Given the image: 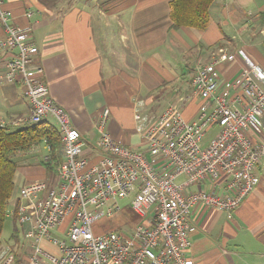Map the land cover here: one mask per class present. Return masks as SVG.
<instances>
[{"label":"built area","instance_id":"obj_1","mask_svg":"<svg viewBox=\"0 0 264 264\" xmlns=\"http://www.w3.org/2000/svg\"><path fill=\"white\" fill-rule=\"evenodd\" d=\"M8 16L0 0L7 34L0 46L15 51L5 78L24 86L28 123L54 119L64 158L55 184L35 180L19 188L9 215L27 224L21 229L27 246L5 243L0 264H19L15 253L24 247L30 249L27 264H195L188 255L196 230L193 208L204 204L231 217L260 183L264 143H256L248 131H263L264 68L242 48H212L190 81L191 97L201 101L194 119H187L179 104L152 113L140 101L134 123L141 147H135L110 135L109 109H104L98 123L104 155L90 164L79 129L50 95L44 68L35 61L31 28L11 26ZM236 56L245 67L233 78L222 77L220 67ZM125 198L139 216L131 232L95 233L94 223L121 211ZM53 230L66 238H56Z\"/></svg>","mask_w":264,"mask_h":264},{"label":"crops","instance_id":"obj_2","mask_svg":"<svg viewBox=\"0 0 264 264\" xmlns=\"http://www.w3.org/2000/svg\"><path fill=\"white\" fill-rule=\"evenodd\" d=\"M170 1L2 0L11 26L31 28L30 39L38 47L35 61L44 68L50 95L79 129L90 164L104 155L98 145L104 109H109L110 135L141 147L134 123L140 101L147 112L175 101L187 119H194L201 101L191 97L190 80L198 62L225 40L223 25L241 22L238 29L244 32L253 24L246 17L251 14L264 29V0H214L205 30L174 29ZM6 37L0 20V43ZM247 50L264 68L259 53L251 46ZM14 52L0 46V126L10 130L30 124L24 86L5 78ZM244 67V59L236 56L220 70L222 77L233 78ZM48 120L55 124L52 117ZM262 125L260 133L248 131L256 143H264V117ZM28 154L20 160L16 188L49 176L40 163L48 158L49 146L40 142ZM257 172L259 185L231 217L204 204L193 208L190 221L196 230L190 234L188 255L195 264H264V157Z\"/></svg>","mask_w":264,"mask_h":264},{"label":"trees","instance_id":"obj_3","mask_svg":"<svg viewBox=\"0 0 264 264\" xmlns=\"http://www.w3.org/2000/svg\"><path fill=\"white\" fill-rule=\"evenodd\" d=\"M214 0H171L170 16L172 27L205 30L210 23L209 9ZM45 142L49 146L47 159L41 160L49 175H57L64 158L63 143L56 125L48 120L30 123L26 127L10 130L0 126V248L2 234L11 198L16 191V174L20 160L26 158L33 146ZM20 154L19 160L15 155ZM21 240L20 231L15 228L13 238Z\"/></svg>","mask_w":264,"mask_h":264},{"label":"rangeland","instance_id":"obj_4","mask_svg":"<svg viewBox=\"0 0 264 264\" xmlns=\"http://www.w3.org/2000/svg\"><path fill=\"white\" fill-rule=\"evenodd\" d=\"M246 17L247 19L253 22V24H251V27L245 30L244 32H242L238 29L241 27V22H237L235 24L234 22L229 20L227 24L223 25L225 29V33H226L225 40L221 43V45H217L216 47L222 46L230 50H234V51L242 48L248 53L249 51L247 50V48L248 46L249 47L251 46L253 50L259 53V55L264 60V32H262L263 29L261 27V24H258L257 22L258 19L254 18L255 16H252L251 14L246 15ZM210 54L211 53L209 52V54L205 57V59H202V60L207 61L210 57ZM249 55L251 56L250 53ZM187 73H188L187 74L188 78H190V76L192 75V72L187 71ZM173 103L178 104L175 101L171 102V104ZM152 113H156V112H152ZM214 131H212V134ZM212 134L207 135L205 139L209 140ZM18 155L20 154L15 155V158L16 159L19 158L20 160L22 157ZM56 178H57V175H52V176L49 175L46 181L49 184H55ZM16 186H17V181H16ZM18 190L19 188H16L15 194L11 198L10 203H9L6 222H5L4 230L2 234V245H5V243L7 242L12 241L13 243L14 241H16L15 239H12V238H13V233L15 231V228H17L20 231V238H21V240L18 242V245L20 244L22 245L25 243L24 245L27 246V241L25 240L24 235L21 233V229H25V226L27 224L21 225L17 220H15L16 216L13 218L11 215H9V211L12 210L14 207V204L17 203L16 200H17ZM129 203H130V198L122 199L121 204L123 205V208L121 209V211L113 214L111 217L103 216L99 218L93 225V229L95 233H102L104 231H119V232H126V233L131 232L133 226L139 221V216L132 210V208L129 206ZM52 233L56 238L60 240L66 238L65 234L61 233L60 231L53 230ZM45 244L51 250H55V247L53 245L47 244V243ZM29 253H30V249H27L26 247L16 252L15 253L17 254L16 263L19 262V264H27V257ZM39 258L42 262L48 263L47 261L48 259L46 257L40 255Z\"/></svg>","mask_w":264,"mask_h":264}]
</instances>
